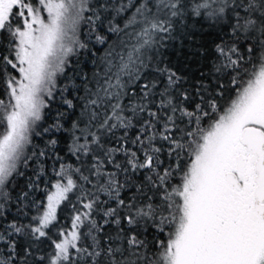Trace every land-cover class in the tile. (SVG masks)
<instances>
[{
  "label": "snow or ice",
  "instance_id": "1",
  "mask_svg": "<svg viewBox=\"0 0 264 264\" xmlns=\"http://www.w3.org/2000/svg\"><path fill=\"white\" fill-rule=\"evenodd\" d=\"M0 264H264V0H0Z\"/></svg>",
  "mask_w": 264,
  "mask_h": 264
},
{
  "label": "trees",
  "instance_id": "2",
  "mask_svg": "<svg viewBox=\"0 0 264 264\" xmlns=\"http://www.w3.org/2000/svg\"><path fill=\"white\" fill-rule=\"evenodd\" d=\"M169 53H170L171 58L173 59V61H176V60L180 59V54H172V50H169ZM21 182H23V180H21ZM36 195L40 196V195H42V193L38 192ZM64 215L67 216L68 213L66 212Z\"/></svg>",
  "mask_w": 264,
  "mask_h": 264
}]
</instances>
